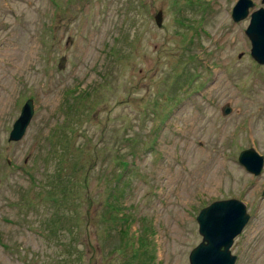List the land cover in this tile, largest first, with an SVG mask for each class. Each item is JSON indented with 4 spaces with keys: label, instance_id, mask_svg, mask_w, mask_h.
<instances>
[{
    "label": "rangeland",
    "instance_id": "1",
    "mask_svg": "<svg viewBox=\"0 0 264 264\" xmlns=\"http://www.w3.org/2000/svg\"><path fill=\"white\" fill-rule=\"evenodd\" d=\"M235 2L0 0V264H189L198 211L232 197L235 264H264V67ZM51 219L73 236L35 233Z\"/></svg>",
    "mask_w": 264,
    "mask_h": 264
},
{
    "label": "water",
    "instance_id": "2",
    "mask_svg": "<svg viewBox=\"0 0 264 264\" xmlns=\"http://www.w3.org/2000/svg\"><path fill=\"white\" fill-rule=\"evenodd\" d=\"M261 2L262 6L249 12V7L253 6L252 0H236L231 9V18L238 21L249 15L244 32L250 41V54L264 67V0ZM64 63L65 56H62L58 67L62 68ZM33 107V100L28 98L12 123L9 140H18L23 136L33 114ZM238 161L249 173L258 175L263 166V155L253 147H248L239 152ZM248 218L245 203L234 197L217 199L202 207L196 215L201 241L190 250L189 264H235L236 255L230 251V246Z\"/></svg>",
    "mask_w": 264,
    "mask_h": 264
},
{
    "label": "trees",
    "instance_id": "3",
    "mask_svg": "<svg viewBox=\"0 0 264 264\" xmlns=\"http://www.w3.org/2000/svg\"><path fill=\"white\" fill-rule=\"evenodd\" d=\"M58 179L62 181V177H59ZM66 181L68 182V180L62 181V183H61L62 186L60 187V190L62 191L61 195L63 196L62 201L67 199L66 197L69 195L68 189H65L67 186ZM76 183L77 182H75V184ZM75 184H73V186ZM73 186H72V188H73ZM69 187H70V182H69ZM51 199L56 202L57 196L55 194H51ZM33 226H34L33 229H34L35 233L38 235L44 236L46 234L47 235L49 234L50 237H52L51 235H56V233H57V230H55V228H54V227H56V229H58V230L65 229V231L68 233V235L71 234L73 236V229L71 228V226H66L62 222H57V219H51V220H48L47 222H45L44 224H36V226L35 225H33ZM28 229H29V226H28ZM0 245L3 248H9L10 247V245L7 242H4L1 237H0ZM60 245L65 247V245L62 242H60Z\"/></svg>",
    "mask_w": 264,
    "mask_h": 264
}]
</instances>
